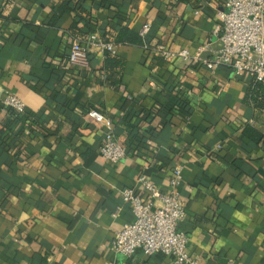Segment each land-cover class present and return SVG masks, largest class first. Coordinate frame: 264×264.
Instances as JSON below:
<instances>
[{
  "label": "crops",
  "instance_id": "obj_1",
  "mask_svg": "<svg viewBox=\"0 0 264 264\" xmlns=\"http://www.w3.org/2000/svg\"><path fill=\"white\" fill-rule=\"evenodd\" d=\"M66 1L0 0V144L11 146L0 145V264H174L111 247L135 220L123 192L151 200L143 176L168 192L176 165L190 254L203 264H264V140L245 135L249 127L264 136V110L249 96L254 78L116 42L123 28L150 24V45L195 55L215 43L229 0H87L86 13L70 0L61 13ZM93 36L118 45L110 55L122 69L106 70L97 47L88 67L69 62L73 41ZM10 94L25 115L4 107ZM91 110L114 121L128 160L102 157L104 129ZM141 143L148 149L134 150Z\"/></svg>",
  "mask_w": 264,
  "mask_h": 264
},
{
  "label": "built area",
  "instance_id": "obj_2",
  "mask_svg": "<svg viewBox=\"0 0 264 264\" xmlns=\"http://www.w3.org/2000/svg\"><path fill=\"white\" fill-rule=\"evenodd\" d=\"M220 18V23L213 30L215 43H208L195 55L188 50L175 52L163 44L147 43L150 24H146L139 34L144 40V49L162 60L171 62L180 58L202 63L211 69L226 67L238 75H250L257 82L264 83V0H229ZM91 47L111 55L118 53V45L93 36L87 43L73 41L69 62L88 67ZM205 52L211 56L204 57ZM3 105L17 115L26 114L24 101L15 94L8 95ZM88 115L104 129L100 149L102 157L112 164L128 160L131 154L118 138L114 121L97 110H91ZM182 172L181 165L174 166L166 193H162L147 177H141L139 186L151 198L147 202L135 188L123 192V200L132 208L135 220L117 232L111 247L113 253L132 257L142 251L149 257L163 254L173 259L174 264H203L190 254L189 238L180 229L187 217V206L180 194Z\"/></svg>",
  "mask_w": 264,
  "mask_h": 264
},
{
  "label": "trees",
  "instance_id": "obj_3",
  "mask_svg": "<svg viewBox=\"0 0 264 264\" xmlns=\"http://www.w3.org/2000/svg\"><path fill=\"white\" fill-rule=\"evenodd\" d=\"M86 1L87 0H81V2L78 3L79 4V6L77 8L78 11H80L82 13H86L85 12L86 10L82 6L83 3L86 2ZM70 4H71L70 0L66 1L60 7L61 13H63V12H71L72 10H71V7H70L71 5ZM76 30H77V26H74L72 28V33H75ZM80 35H83V34L80 33ZM146 41H147V43H149L147 38H146ZM116 42L118 43V45H140V46H144V40L140 36V34L136 33L135 31H132L130 29H127V28H123L120 31V33L117 36ZM106 64H107V69L106 70H108L111 73H113V71L111 70L112 68L115 67L116 69L117 68L122 69L123 66H124L123 62L121 60H119V58L111 57L110 53H106ZM113 77H114L113 74L109 75L108 79H111V84L113 86L119 87L120 86V82L112 80ZM249 96H250V99L255 103V106L257 108H261V109L264 110V83L257 82L256 79H254L252 84H251V87H250ZM176 104L177 105H182L181 103H177V102H176ZM181 108L187 109L186 106L181 107ZM11 112H13V111H11ZM17 117H19V115ZM32 120L33 119L30 120L29 118H27V121L26 120L22 121L24 124L29 126L28 129L31 132H32ZM245 135L250 137V138H252L253 140H256L257 142H263V140H264V136L261 133L255 131V130L249 128V127L246 129ZM141 144H142V145H140L141 147H138V148H136L134 150H138L139 152H142V150L147 147V144L146 143H141ZM0 145L2 146V148L4 150H6V152H9L11 150V146L9 145V143L7 144L5 141H3ZM129 147L130 146L128 145V151L131 150ZM141 148H143V149H141ZM146 149H148V148H146Z\"/></svg>",
  "mask_w": 264,
  "mask_h": 264
}]
</instances>
